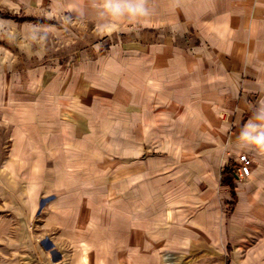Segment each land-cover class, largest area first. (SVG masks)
<instances>
[{
	"label": "crops",
	"instance_id": "1",
	"mask_svg": "<svg viewBox=\"0 0 264 264\" xmlns=\"http://www.w3.org/2000/svg\"><path fill=\"white\" fill-rule=\"evenodd\" d=\"M149 2L150 17L129 21L99 15V0H0L2 14L46 19L18 25L0 17V49L31 48L40 61L48 37L85 43L71 69L54 63L53 88L0 107L24 131L36 122L39 151L56 168L38 172V182L12 164L0 171V264H80L65 263L55 243L76 240L77 211L93 208L89 194L104 199L110 189L119 258L149 259L158 247L216 241L220 197L230 199L222 167L242 152L253 168L236 186L238 207L249 220L264 210V152L243 149L237 139L264 102V0ZM34 30L46 39H31ZM108 145L117 150L111 174L101 148ZM72 146H84L77 159H69ZM81 156L83 165L70 164ZM31 210L50 213L46 232L59 228L46 247L52 261L38 244L43 235L30 231ZM125 241L149 244L129 253ZM252 256L263 261L264 249ZM129 263L136 261H118Z\"/></svg>",
	"mask_w": 264,
	"mask_h": 264
},
{
	"label": "rangeland",
	"instance_id": "2",
	"mask_svg": "<svg viewBox=\"0 0 264 264\" xmlns=\"http://www.w3.org/2000/svg\"><path fill=\"white\" fill-rule=\"evenodd\" d=\"M35 14L8 11L4 14L0 13V17L12 19L18 25L27 22H38L39 19L46 20L45 17L38 18ZM47 42H50L48 44L49 47L46 46L45 53L40 61L33 55L34 49L31 48H22L20 50L14 46L8 49H4L3 47L0 49V86L8 85L10 87L9 90L0 93V107H4L5 103L12 102L15 104L16 102L35 100L44 85L45 89L53 88L50 84L53 78L52 68L56 67L54 63L61 65L64 69H71V63L74 61L73 57L85 45L82 41H58L52 37H48ZM29 46L31 47V45ZM7 52L8 55H6ZM12 92L13 97L10 101L8 96ZM18 121L19 119L15 121L14 118V123L12 121L8 122L5 116L0 113V171L12 164L13 169H27L30 172V180L38 182V172L56 168L53 167L52 159H50L51 155L49 156L46 152L44 156L39 151L40 146L37 145L36 122H34L30 130L24 131L19 126ZM112 140L111 138L109 142ZM83 147L72 146L69 153V155L71 154V158L69 157V159H77V154L78 152L80 154ZM101 148L106 149L109 160L115 157L117 153L115 145ZM242 154L247 153H240L236 162L231 161V159L224 161L222 167L221 184L228 187L230 199L227 201L224 197H220L218 207L220 217L218 226H216V241L191 242L183 246L167 247V249L165 247H158L156 256L149 259L143 257L134 259L129 257L119 258L116 256V195L110 189L109 192L104 193V199L97 196L96 192L88 195V198L93 202L91 204L93 208L77 211L75 215V222H77L75 230L76 240L60 241V238H57L59 241L55 243L56 251H60L65 255V263L73 259L80 264H118V261L122 263L123 260L126 263L135 260L136 264H138V261L140 264H144V262L147 264H261L262 262L264 264V258L261 261V259L253 258L252 256L256 250L264 249V210L257 211L260 215L257 214L258 217L249 220L244 216L247 212L240 211L238 207L239 199L236 186L238 182H243L249 177L239 178L237 176L238 159ZM78 159L80 161L78 160L70 164L83 165L85 161L83 156L81 158L78 157ZM81 161L82 163H80ZM109 169L110 174L112 171H115L116 162L110 160ZM224 170H227L228 174L223 175ZM61 180L63 183L67 179L62 176ZM107 180L110 182L114 181L115 178L111 177V179ZM103 200L109 203H104L106 206H103L106 209L100 208L102 206L100 202ZM81 205L84 206L85 204ZM29 212L30 231L32 234L43 235L41 237L43 240L38 244L42 247L46 257L49 258L48 260L52 261L53 256L46 250V247L47 243H49V236H55L56 234L58 236L60 233L59 228L54 227L52 231L46 232V228L48 227H46L45 223L50 217V213L38 214L37 210ZM246 220L247 222H245ZM148 244V242L134 243L125 241L124 250H129L130 253L133 245H138L143 250L148 248ZM91 249L99 256L100 251H103L102 253L107 251L108 256L107 258L90 257L88 256V252Z\"/></svg>",
	"mask_w": 264,
	"mask_h": 264
},
{
	"label": "clouds",
	"instance_id": "3",
	"mask_svg": "<svg viewBox=\"0 0 264 264\" xmlns=\"http://www.w3.org/2000/svg\"><path fill=\"white\" fill-rule=\"evenodd\" d=\"M99 15L109 19H126L135 21L152 15L149 0H99L97 8ZM110 24L101 25V29L109 27ZM31 39L44 40L40 31L34 30ZM243 149L264 152V102L259 103L247 122L243 124L237 137Z\"/></svg>",
	"mask_w": 264,
	"mask_h": 264
},
{
	"label": "built area",
	"instance_id": "4",
	"mask_svg": "<svg viewBox=\"0 0 264 264\" xmlns=\"http://www.w3.org/2000/svg\"><path fill=\"white\" fill-rule=\"evenodd\" d=\"M253 168V160L247 154H242L238 159L237 176L245 178L251 175Z\"/></svg>",
	"mask_w": 264,
	"mask_h": 264
},
{
	"label": "trees",
	"instance_id": "5",
	"mask_svg": "<svg viewBox=\"0 0 264 264\" xmlns=\"http://www.w3.org/2000/svg\"><path fill=\"white\" fill-rule=\"evenodd\" d=\"M226 174H228V171L224 170L223 175H226Z\"/></svg>",
	"mask_w": 264,
	"mask_h": 264
}]
</instances>
